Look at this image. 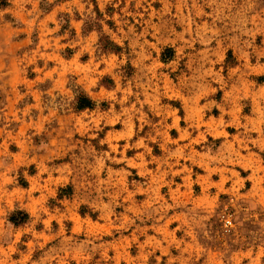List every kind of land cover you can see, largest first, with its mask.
Here are the masks:
<instances>
[{
    "label": "rangeland",
    "instance_id": "rangeland-1",
    "mask_svg": "<svg viewBox=\"0 0 264 264\" xmlns=\"http://www.w3.org/2000/svg\"><path fill=\"white\" fill-rule=\"evenodd\" d=\"M0 264H264V0H0Z\"/></svg>",
    "mask_w": 264,
    "mask_h": 264
},
{
    "label": "trees",
    "instance_id": "trees-1",
    "mask_svg": "<svg viewBox=\"0 0 264 264\" xmlns=\"http://www.w3.org/2000/svg\"><path fill=\"white\" fill-rule=\"evenodd\" d=\"M106 24H111L110 21H105ZM98 32H100V36L98 38V44L102 51L104 52H112V53H119L121 51V47L113 42L106 34L100 31L101 25L98 22L91 24ZM164 60V59H163ZM95 106V102L81 89H77L74 95V109L76 111H81L84 109H92ZM70 190V186H66L65 188L60 189V194L58 195L61 197V193L65 192L68 194ZM29 219L28 214L21 209L13 210L7 218L8 223L11 226L17 227L19 225H23Z\"/></svg>",
    "mask_w": 264,
    "mask_h": 264
}]
</instances>
